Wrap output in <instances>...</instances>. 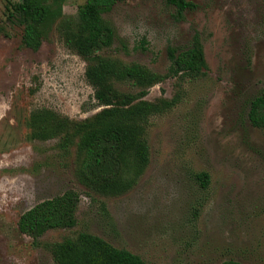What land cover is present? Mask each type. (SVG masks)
I'll return each mask as SVG.
<instances>
[{
    "label": "rangeland",
    "instance_id": "374dc122",
    "mask_svg": "<svg viewBox=\"0 0 264 264\" xmlns=\"http://www.w3.org/2000/svg\"><path fill=\"white\" fill-rule=\"evenodd\" d=\"M20 1L0 0V264H56L53 247L82 234L144 264H264V131L248 119L264 94V0H187L197 8L182 17L166 0H126L103 15L112 45L90 58L65 38L86 0H63L37 51L7 21ZM195 32L206 70L170 76L168 48H187ZM96 57L160 76L140 100L175 101L149 118V162L136 178L120 167L113 182L93 184L77 139L33 135L38 112L81 123L110 108L85 78ZM67 192L78 196L72 227L19 232L22 214Z\"/></svg>",
    "mask_w": 264,
    "mask_h": 264
},
{
    "label": "trees",
    "instance_id": "16d2710c",
    "mask_svg": "<svg viewBox=\"0 0 264 264\" xmlns=\"http://www.w3.org/2000/svg\"><path fill=\"white\" fill-rule=\"evenodd\" d=\"M125 1L86 0L79 10L74 30L66 33L67 43L83 58H90L96 49L109 48L114 34L103 20V15ZM62 2L21 0L10 7L7 21L22 28L21 42L25 48L32 51L39 49L43 28L59 16ZM166 3L175 8L178 17L197 8L187 0H166ZM167 58L170 76L195 78L206 70L197 32L187 48H168ZM85 78L94 90L97 104L110 108L81 123L68 122L49 112H38L30 121L33 135L38 139L63 135L68 142L77 139L83 151L81 175L93 184L113 182L120 167L133 174L134 178L138 177L149 162L145 136L148 120L171 108L175 101L153 104L140 100L161 77L137 64L126 65L109 57H96L87 66ZM119 83H132L139 93H122L115 86ZM248 119L253 127L264 131V94L251 102ZM129 157L133 160H128ZM203 177L206 182V175ZM77 204L78 196L73 192L40 203L21 215L18 230L24 235L36 237L51 229L72 227ZM53 255L56 264H144L138 257L116 250L101 239L86 234L57 244L53 247ZM221 264L240 263L226 261Z\"/></svg>",
    "mask_w": 264,
    "mask_h": 264
}]
</instances>
